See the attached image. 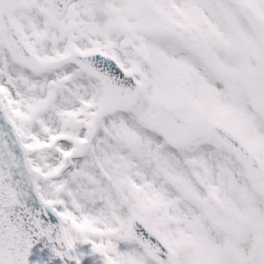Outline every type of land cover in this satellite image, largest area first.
<instances>
[{
    "label": "snow or ice",
    "instance_id": "snow-or-ice-1",
    "mask_svg": "<svg viewBox=\"0 0 264 264\" xmlns=\"http://www.w3.org/2000/svg\"><path fill=\"white\" fill-rule=\"evenodd\" d=\"M0 264H264V0H0Z\"/></svg>",
    "mask_w": 264,
    "mask_h": 264
}]
</instances>
